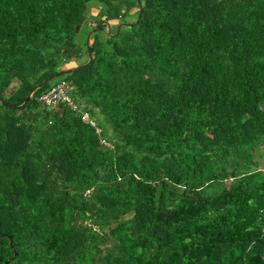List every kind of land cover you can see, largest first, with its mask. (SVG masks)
I'll use <instances>...</instances> for the list:
<instances>
[{
	"label": "trees",
	"instance_id": "obj_1",
	"mask_svg": "<svg viewBox=\"0 0 264 264\" xmlns=\"http://www.w3.org/2000/svg\"><path fill=\"white\" fill-rule=\"evenodd\" d=\"M6 260L264 264V0H0Z\"/></svg>",
	"mask_w": 264,
	"mask_h": 264
},
{
	"label": "built area",
	"instance_id": "obj_2",
	"mask_svg": "<svg viewBox=\"0 0 264 264\" xmlns=\"http://www.w3.org/2000/svg\"><path fill=\"white\" fill-rule=\"evenodd\" d=\"M68 88L65 82L58 83L43 93L39 100L48 107H54L61 102H66L73 108H76V105L71 101L68 95ZM81 118L83 120L89 119L88 113H83Z\"/></svg>",
	"mask_w": 264,
	"mask_h": 264
},
{
	"label": "water",
	"instance_id": "obj_3",
	"mask_svg": "<svg viewBox=\"0 0 264 264\" xmlns=\"http://www.w3.org/2000/svg\"><path fill=\"white\" fill-rule=\"evenodd\" d=\"M137 3H138V6L140 7V0H137ZM125 24H128V23H125ZM102 25H105L107 32L110 33V23L107 22V21H101V22H99L98 25H96V27H94L93 30H91V31L88 33V35H87V37H86V43H87V54H88V61H87V63H89V61H90V50H89L90 36L92 35V33L96 32V31H97ZM121 26H122V24L118 25L115 34H117V33L119 32ZM83 66H84V65L77 66V67H73V68H70V69H66V70L64 71V73H70V72L74 71L75 69L82 68ZM59 75H60V73H59L57 76H59ZM51 80H52V77H49V78L45 79L44 81H42L41 83H39L38 85H36V86L34 87V89L29 93V95L26 97L25 101H24L21 105H19V106H17V107L22 106L27 100L30 99L32 93H33L36 89L42 87L43 85H45L46 83H48V82L51 81ZM8 262H9V261L6 260V261H5V264H8Z\"/></svg>",
	"mask_w": 264,
	"mask_h": 264
},
{
	"label": "rangeland",
	"instance_id": "obj_4",
	"mask_svg": "<svg viewBox=\"0 0 264 264\" xmlns=\"http://www.w3.org/2000/svg\"><path fill=\"white\" fill-rule=\"evenodd\" d=\"M87 24H92V25H93V21H92L91 18H88L87 21H85L84 25H87ZM98 24H99V22L96 23V24L94 25V27H96V25H98ZM121 24H122V23H121ZM119 25H120V24H119ZM94 27H93V29H94ZM117 27H118V26H117ZM110 28H111L110 30H111L112 32L115 31V33H116L117 28H116V30H115L114 24H111V25H110ZM93 29H92V30H93ZM105 29H106V27H105ZM107 33H108V32H107ZM115 33H114V34H115ZM87 35H88V34H87ZM56 81H58L57 78H55L53 82H56Z\"/></svg>",
	"mask_w": 264,
	"mask_h": 264
},
{
	"label": "bare ground",
	"instance_id": "obj_5",
	"mask_svg": "<svg viewBox=\"0 0 264 264\" xmlns=\"http://www.w3.org/2000/svg\"><path fill=\"white\" fill-rule=\"evenodd\" d=\"M105 26V25H104Z\"/></svg>",
	"mask_w": 264,
	"mask_h": 264
}]
</instances>
